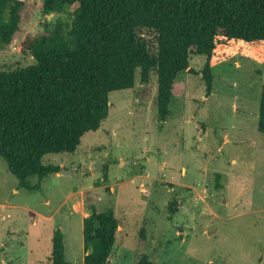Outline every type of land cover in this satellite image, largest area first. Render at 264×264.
<instances>
[{"label": "rangeland", "instance_id": "obj_1", "mask_svg": "<svg viewBox=\"0 0 264 264\" xmlns=\"http://www.w3.org/2000/svg\"><path fill=\"white\" fill-rule=\"evenodd\" d=\"M27 2L23 31L0 46V69L32 64L20 51L25 35L69 21L66 12L40 13V0ZM205 61L190 55L192 71L177 74L183 92L164 120L154 72L147 83L137 73L133 87L111 91L98 129L86 131L73 152L42 156L66 174L29 177L38 189L19 187L0 156V264H49L55 228L66 260L83 264L91 204L119 221L107 264H137L141 253L155 264H264V135L257 129L264 41L218 37L209 89Z\"/></svg>", "mask_w": 264, "mask_h": 264}, {"label": "trees", "instance_id": "obj_2", "mask_svg": "<svg viewBox=\"0 0 264 264\" xmlns=\"http://www.w3.org/2000/svg\"><path fill=\"white\" fill-rule=\"evenodd\" d=\"M27 3L0 0L1 47L23 31ZM38 7L45 16L66 12L69 21L25 35L20 51L31 55L32 64L0 69V156L19 187L29 190L40 187L29 177L59 171V165L42 163V156L73 152L81 136L107 117L109 93L133 87L137 73L142 83L155 73L156 105L164 120L171 98L183 92L175 78L191 70L190 55L206 57L202 76L209 89L218 37L264 41V0H40ZM257 129L264 135V84ZM173 205L168 204L170 213ZM88 209L83 264H107L119 221L110 209ZM63 239L55 228L49 264H71ZM137 264L155 262L141 253Z\"/></svg>", "mask_w": 264, "mask_h": 264}, {"label": "water", "instance_id": "obj_3", "mask_svg": "<svg viewBox=\"0 0 264 264\" xmlns=\"http://www.w3.org/2000/svg\"><path fill=\"white\" fill-rule=\"evenodd\" d=\"M60 170V169H59ZM60 173H63V174H66V171L65 170H60ZM119 227V226H118ZM87 253V252H86Z\"/></svg>", "mask_w": 264, "mask_h": 264}]
</instances>
